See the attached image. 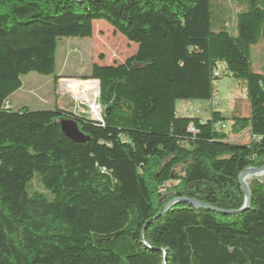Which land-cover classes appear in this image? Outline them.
<instances>
[{
	"label": "trees",
	"instance_id": "trees-1",
	"mask_svg": "<svg viewBox=\"0 0 264 264\" xmlns=\"http://www.w3.org/2000/svg\"><path fill=\"white\" fill-rule=\"evenodd\" d=\"M210 0H0V264H264V178L249 206L238 175L264 165V0H247L233 30L211 28ZM104 20L135 53L94 62L100 121L56 106L14 111L29 72L55 74L62 37ZM244 84L248 115L177 113L212 100L215 73ZM70 119L85 134L61 129ZM230 120V140L216 127ZM190 126L194 131H190ZM194 199L217 210L178 202ZM68 213L74 223L69 220Z\"/></svg>",
	"mask_w": 264,
	"mask_h": 264
},
{
	"label": "rangeland",
	"instance_id": "rangeland-1",
	"mask_svg": "<svg viewBox=\"0 0 264 264\" xmlns=\"http://www.w3.org/2000/svg\"><path fill=\"white\" fill-rule=\"evenodd\" d=\"M211 28L218 30L225 23L228 30H233L234 16L245 10L247 0H210ZM90 37H62L57 40L55 50V74L61 73L56 82H52V75H41L29 72L20 77L21 87L11 97V105L14 111L25 108L29 111L51 110L56 106L73 110L79 115L93 118V105L81 98L80 87L83 82H98L94 79H83L88 75L94 62L102 65L122 63L127 57L135 53L136 44L127 41L121 34L115 32L104 20H95ZM249 61L254 72H263L264 67V37H258L250 46ZM64 76H63V75ZM215 82L218 104L211 105L210 100H195L191 102L179 101L177 113L181 116L190 115L199 118H208L211 112L218 111L225 118H230L232 110L240 116L248 115L247 98L244 84L226 75L219 73ZM74 75V77H67ZM97 87V90H98ZM92 91V89H91ZM98 91L95 103H98ZM94 102V101H93ZM91 107V108H90ZM92 110V111H91ZM100 119V117L98 118ZM61 129L64 125L69 126V135L73 139L84 138L76 123L70 119L61 120ZM225 131L230 140L246 139L235 138L230 128V120L225 122ZM256 177H250L247 184ZM264 178V177H263ZM262 179V178H261ZM68 218L74 223L73 217L68 213Z\"/></svg>",
	"mask_w": 264,
	"mask_h": 264
},
{
	"label": "water",
	"instance_id": "water-1",
	"mask_svg": "<svg viewBox=\"0 0 264 264\" xmlns=\"http://www.w3.org/2000/svg\"><path fill=\"white\" fill-rule=\"evenodd\" d=\"M98 82V81H97ZM98 94H99V87H98ZM91 120H94V121H100L101 119H93L92 117H90ZM63 132L68 135L69 137H71L69 135V126L67 124L64 125V128L62 129ZM72 138V137H71ZM264 172V165L261 166V167H251V168H247L245 170H243L239 175H238V182H239V185L241 187V190L243 191L244 195H245V202H244V205L243 207L241 208V211L248 208L249 206V196H250V192H249V188H248V185L247 183L245 182L244 180V177L246 176H251V177H255L261 173ZM178 202H183V203H186V204H190L192 205L193 207H196V208H201V209H206V210H217L216 208L212 207V206H209L207 204H204V203H201V202H198L194 199H188V198H174V199H171L167 205H166V208L165 210H168L169 207L175 203H178Z\"/></svg>",
	"mask_w": 264,
	"mask_h": 264
},
{
	"label": "bare ground",
	"instance_id": "bare-ground-1",
	"mask_svg": "<svg viewBox=\"0 0 264 264\" xmlns=\"http://www.w3.org/2000/svg\"><path fill=\"white\" fill-rule=\"evenodd\" d=\"M97 83L96 82H83L82 83V87H80V93H81V98L83 100H85L86 102H88L89 105H93V110H95L93 112V119H98L100 117V114L98 113L99 110L96 106V103H95V98L94 96L96 95V92L98 91L97 90ZM92 89V91H91ZM94 101V102H93ZM91 108V107H90ZM92 111V110H91ZM251 176H246L244 177V180L245 182H247V180L250 178ZM254 177V176H253ZM256 178L259 177V178H263L264 177V172L255 176Z\"/></svg>",
	"mask_w": 264,
	"mask_h": 264
},
{
	"label": "crops",
	"instance_id": "crops-1",
	"mask_svg": "<svg viewBox=\"0 0 264 264\" xmlns=\"http://www.w3.org/2000/svg\"><path fill=\"white\" fill-rule=\"evenodd\" d=\"M94 23V22H93ZM57 76H59L60 77V75H61V73H58V74H56ZM63 75V74H62ZM64 76V75H63ZM67 77H74V75H68ZM57 80H54V79H52V82H56ZM18 91V90H17ZM17 91H15L13 94H11V96L8 98V106L9 107H11L12 108V105H11V97L17 92ZM185 102V101H184ZM188 102V101H187ZM177 104H178V102L176 103V110H177ZM201 119H207V118H201ZM242 136H245V137H248L249 136V132L248 131H243V132H241V133H239V134H235V138H239V137H241V138H245V137H242Z\"/></svg>",
	"mask_w": 264,
	"mask_h": 264
},
{
	"label": "built area",
	"instance_id": "built-area-1",
	"mask_svg": "<svg viewBox=\"0 0 264 264\" xmlns=\"http://www.w3.org/2000/svg\"><path fill=\"white\" fill-rule=\"evenodd\" d=\"M215 75L216 76H219L218 75V73H215ZM215 96H216V89L214 90V92H213V98H212V100H211V105H215V104H218V100H216L215 99ZM97 106V105H96ZM98 107V106H97ZM187 113H188V115L190 116V112H188L187 111ZM216 127L218 128V129H221V130H223L224 128H225V124L224 123H217L216 124ZM190 131H194V129L190 126Z\"/></svg>",
	"mask_w": 264,
	"mask_h": 264
}]
</instances>
